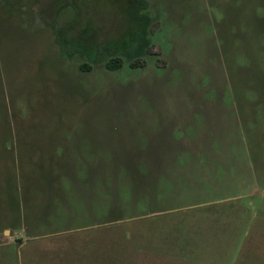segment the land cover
<instances>
[{
	"label": "rangeland",
	"instance_id": "rangeland-1",
	"mask_svg": "<svg viewBox=\"0 0 264 264\" xmlns=\"http://www.w3.org/2000/svg\"><path fill=\"white\" fill-rule=\"evenodd\" d=\"M255 136L264 0H0V264L130 263L146 191Z\"/></svg>",
	"mask_w": 264,
	"mask_h": 264
},
{
	"label": "crops",
	"instance_id": "crops-1",
	"mask_svg": "<svg viewBox=\"0 0 264 264\" xmlns=\"http://www.w3.org/2000/svg\"><path fill=\"white\" fill-rule=\"evenodd\" d=\"M257 137L253 148L247 144L238 150L239 139L232 137L228 143L235 142L234 148L227 143L208 155L196 154L208 157L203 164L176 167L178 182L194 185V196L178 191L174 213L154 208L166 203L146 191V209L129 222L136 234L145 231L149 236L143 246L129 249L131 262L125 264H264V137ZM13 231L14 226H2L5 243L16 241ZM155 254L164 261L155 260Z\"/></svg>",
	"mask_w": 264,
	"mask_h": 264
},
{
	"label": "trees",
	"instance_id": "trees-1",
	"mask_svg": "<svg viewBox=\"0 0 264 264\" xmlns=\"http://www.w3.org/2000/svg\"><path fill=\"white\" fill-rule=\"evenodd\" d=\"M14 1V0H13ZM14 6H16V4L14 3ZM112 63V61L109 62V64Z\"/></svg>",
	"mask_w": 264,
	"mask_h": 264
}]
</instances>
